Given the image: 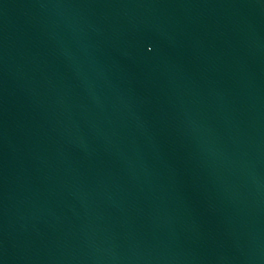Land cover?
<instances>
[{"label":"water","instance_id":"95a60500","mask_svg":"<svg viewBox=\"0 0 264 264\" xmlns=\"http://www.w3.org/2000/svg\"><path fill=\"white\" fill-rule=\"evenodd\" d=\"M0 264H264V0H0Z\"/></svg>","mask_w":264,"mask_h":264}]
</instances>
